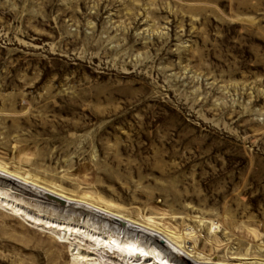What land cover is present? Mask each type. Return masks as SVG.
<instances>
[{
	"label": "rangeland",
	"instance_id": "rangeland-1",
	"mask_svg": "<svg viewBox=\"0 0 264 264\" xmlns=\"http://www.w3.org/2000/svg\"><path fill=\"white\" fill-rule=\"evenodd\" d=\"M0 160L179 231L212 218L215 254L263 244L264 0H0ZM18 192L0 264H84L67 211Z\"/></svg>",
	"mask_w": 264,
	"mask_h": 264
},
{
	"label": "bare ground",
	"instance_id": "bare-ground-1",
	"mask_svg": "<svg viewBox=\"0 0 264 264\" xmlns=\"http://www.w3.org/2000/svg\"><path fill=\"white\" fill-rule=\"evenodd\" d=\"M57 177L52 174L42 176L30 171L23 173L19 169H11L0 160V203L7 207L12 205L13 212L23 209V206L33 205L31 199L19 195L18 191H22L55 206L51 209L42 207L44 215L57 214L59 208L67 211L68 215H65L63 223L68 229L64 228L66 232L62 236L76 246L74 260L84 264H105V260L92 259L93 251L83 252L79 244L84 239L85 244L94 245L92 248L97 252L120 251L119 255L123 259L118 262L122 264H264V243L257 246L249 243L244 246V242L240 241L238 246L227 245L221 250L222 255L219 251L217 254L208 251L209 245L217 243L221 229L220 226H215L217 223L214 219L205 215H196L195 218V221L206 225L205 235L199 234L197 228L190 224L179 231L163 222L162 219L166 216L142 213L141 218H134L116 202L101 198L98 199L101 201H97L88 193L80 195L58 182ZM25 181L45 190L29 187L24 184ZM85 203L88 205H84ZM77 219L83 222L81 226L85 237L77 234ZM139 224L162 235L147 232L139 228ZM221 246L222 243L218 244L219 248Z\"/></svg>",
	"mask_w": 264,
	"mask_h": 264
}]
</instances>
